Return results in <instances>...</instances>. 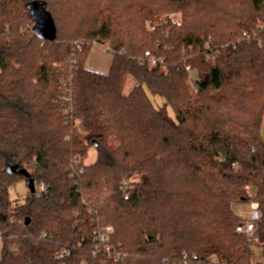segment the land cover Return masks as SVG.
Instances as JSON below:
<instances>
[{"label": "trees", "instance_id": "16d2710c", "mask_svg": "<svg viewBox=\"0 0 264 264\" xmlns=\"http://www.w3.org/2000/svg\"><path fill=\"white\" fill-rule=\"evenodd\" d=\"M33 1L0 0V264H264V0H39L50 40L23 32ZM11 166L46 193L12 207ZM255 200L260 261L234 209ZM106 227L123 258L95 254Z\"/></svg>", "mask_w": 264, "mask_h": 264}, {"label": "rangeland", "instance_id": "374dc122", "mask_svg": "<svg viewBox=\"0 0 264 264\" xmlns=\"http://www.w3.org/2000/svg\"><path fill=\"white\" fill-rule=\"evenodd\" d=\"M30 25V24H29ZM34 26V22L32 23V26L30 25V28L23 30L24 33H33L32 29ZM113 60H112V53L102 45H99L98 43H93L92 47L88 50L85 58V65L87 69L91 71H96L102 74H106L109 72L111 66H112ZM194 75V78L197 77V71L192 72ZM135 82L132 80V78H127V81L124 86L125 93L129 94L134 88ZM146 93L148 94L150 100L154 103V105L157 108H164L166 106V101H164L163 98L158 96L155 93H152L148 87L143 86ZM167 113L170 115L173 119H176V115H174V110L172 107L168 105L167 107ZM262 137L264 140V125L262 127ZM97 160V154L96 150L94 148H91L89 151L88 156L84 159V162L86 163H95ZM138 180V179H137ZM20 182L16 184V186L12 187V189L9 191L10 194V200L12 202V207H15L16 205H23L26 203L28 196L31 194L30 189L27 185V182H25V179L21 177L19 180ZM106 191V190H105ZM91 192V190H90ZM251 192L253 196H255L254 191L251 188ZM98 193V194H97ZM109 194L107 192H99L92 191V197L96 200V205L102 206L104 202H106V199L108 198ZM248 196V194H247ZM253 200V199H252ZM256 202V200L254 201ZM248 202H245L244 204H238L234 207L236 213L241 210H247ZM254 246L252 248L253 250V256L256 258L257 261L263 260L262 256V246L254 239ZM3 247V239L0 236V253L1 249Z\"/></svg>", "mask_w": 264, "mask_h": 264}, {"label": "built area", "instance_id": "2783aa9c", "mask_svg": "<svg viewBox=\"0 0 264 264\" xmlns=\"http://www.w3.org/2000/svg\"><path fill=\"white\" fill-rule=\"evenodd\" d=\"M173 16H171L172 18ZM261 46H264V43L261 41L260 42ZM77 49L82 48L80 44H76ZM111 53L113 52V49L108 46L106 47ZM209 48V46H207ZM147 61L150 63V65H158V64H163V61L159 58H157L155 55H153L150 52L145 53V57ZM186 70L189 72V85L192 87L194 91L199 90V87L197 83L195 82L194 75L192 74V69L190 67H187ZM264 125V121H263ZM246 190L248 192L249 198L252 199L254 196L251 192V187L246 186ZM47 191V186L45 183H41L37 187V192L41 193H46ZM237 214L242 218V223L237 227V232L241 234L242 236L246 237L247 242L249 243L250 248H253L254 246V237L255 233L257 230V224L259 223V220L261 219V213H260V208H259V203L250 201L248 202V207L247 210H241L238 211ZM112 228L111 227H106L104 230L101 232L100 236L97 238L100 243L103 244L102 247L99 245L95 246V254L98 255V253H101V250L103 248V251H105L108 254H113L114 258H123L122 253L114 251V248L108 243L110 239V235L112 234ZM67 255L66 251H63L60 255L59 258L62 259ZM83 264H89L86 262H83Z\"/></svg>", "mask_w": 264, "mask_h": 264}, {"label": "water", "instance_id": "95a60500", "mask_svg": "<svg viewBox=\"0 0 264 264\" xmlns=\"http://www.w3.org/2000/svg\"><path fill=\"white\" fill-rule=\"evenodd\" d=\"M31 10V17L35 23L32 31L33 34H37L40 38L54 39L56 37V24L55 19H53L52 14L47 11L46 5L39 1L34 0L29 4ZM20 173L26 178L27 185L30 192L36 194V181L31 177V173L28 169H19L17 166H11L10 173ZM30 223V219L26 220V224Z\"/></svg>", "mask_w": 264, "mask_h": 264}]
</instances>
